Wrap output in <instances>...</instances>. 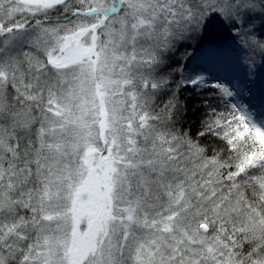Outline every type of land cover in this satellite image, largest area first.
<instances>
[{
  "label": "snow or ice",
  "instance_id": "obj_1",
  "mask_svg": "<svg viewBox=\"0 0 264 264\" xmlns=\"http://www.w3.org/2000/svg\"><path fill=\"white\" fill-rule=\"evenodd\" d=\"M0 264H264V0H0Z\"/></svg>",
  "mask_w": 264,
  "mask_h": 264
},
{
  "label": "rangeland",
  "instance_id": "obj_2",
  "mask_svg": "<svg viewBox=\"0 0 264 264\" xmlns=\"http://www.w3.org/2000/svg\"><path fill=\"white\" fill-rule=\"evenodd\" d=\"M214 35L218 36L219 34L216 32ZM244 55L245 53L241 52L239 49H234L232 51H226L224 53L209 55L208 59L213 65H215V70L218 72V74L224 76L227 74V70L231 66L232 62L237 57H242ZM256 59L259 62L258 56L256 57Z\"/></svg>",
  "mask_w": 264,
  "mask_h": 264
},
{
  "label": "bare ground",
  "instance_id": "obj_3",
  "mask_svg": "<svg viewBox=\"0 0 264 264\" xmlns=\"http://www.w3.org/2000/svg\"><path fill=\"white\" fill-rule=\"evenodd\" d=\"M216 32H217L218 34H220V30H219V29H214V30H213V33H214V34H215Z\"/></svg>",
  "mask_w": 264,
  "mask_h": 264
}]
</instances>
